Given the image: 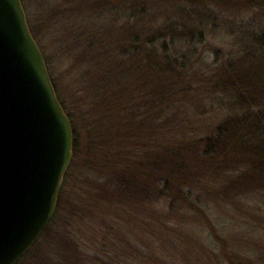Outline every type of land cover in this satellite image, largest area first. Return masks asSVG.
Here are the masks:
<instances>
[{"label": "trees", "instance_id": "1", "mask_svg": "<svg viewBox=\"0 0 264 264\" xmlns=\"http://www.w3.org/2000/svg\"><path fill=\"white\" fill-rule=\"evenodd\" d=\"M73 6L90 32L78 63L98 70L91 76L81 69V78L89 91L105 89L90 108L97 117L82 123V112L72 116L58 93L45 58L73 128V161L54 216L17 264L30 258L131 264L116 250V238L125 236L137 237V264L172 256L170 241L155 249L137 233L138 206L148 215L199 213L205 224L213 223L216 207L247 206L264 228V200L249 198H264V0H74ZM75 120L84 133L79 139ZM89 172L98 175L88 186L82 182Z\"/></svg>", "mask_w": 264, "mask_h": 264}, {"label": "water", "instance_id": "2", "mask_svg": "<svg viewBox=\"0 0 264 264\" xmlns=\"http://www.w3.org/2000/svg\"><path fill=\"white\" fill-rule=\"evenodd\" d=\"M72 158L73 128L21 0H0V264L40 238Z\"/></svg>", "mask_w": 264, "mask_h": 264}, {"label": "rangeland", "instance_id": "3", "mask_svg": "<svg viewBox=\"0 0 264 264\" xmlns=\"http://www.w3.org/2000/svg\"><path fill=\"white\" fill-rule=\"evenodd\" d=\"M23 4L29 30H31L30 32L40 51L44 54V59L46 58L47 63L50 64L51 78L57 91L63 101L69 105V108L75 110L72 111V116L82 112V123L96 118L97 113L95 112L92 116L93 113L90 108L97 106L98 99L103 94L105 87L101 86L96 92L89 91L87 88L89 82L86 84V81L81 78L84 72L85 75L93 76L97 74L98 70H92V66L86 64L87 62L83 64L84 66L78 63V59L81 58L84 51L87 52L86 47L87 43L90 42V32L88 28L86 29V21H80L79 9H75L73 6L74 0H23ZM79 5L84 7L81 1L77 3V6ZM245 17L251 18L252 14L248 13ZM219 46L228 47L223 42ZM81 69L84 72L80 74ZM77 104L81 111L75 109ZM74 128L76 137L82 138L84 133L81 126L77 124V120L74 121ZM97 175L95 172H89L82 183L89 186L95 181ZM100 183L106 185L107 180L102 178ZM249 198L257 202L260 199L264 200L260 194L249 195ZM216 208L213 211V213L215 212L213 223L205 224L201 219L203 216L199 213L185 215L175 212L174 216L172 213L148 215L150 212H147L149 210L147 207H135L133 210L136 213L134 222L137 226V233L146 236L140 235L142 238H147L148 241L146 242H150L155 249L165 247L170 241V247H173L168 253L176 258L162 256L161 259L149 260L148 263L218 264L217 261L221 260L223 264H250V262L264 264V228L258 227V222L261 220L254 219L256 217L255 211H248L247 206L240 209L234 207L225 209L224 206ZM122 209L123 204L121 205V212ZM215 217H218V221ZM155 223L161 229L158 233L157 231L153 232V227L150 225ZM116 240L119 241L116 250L120 253V257H123V260L130 257L132 259L131 264H137L139 249L137 237L127 238L125 236L121 240L117 237ZM157 252L158 250L155 254ZM161 254L165 255L164 249ZM260 257L263 259L258 263ZM33 263L34 259L30 258L23 264Z\"/></svg>", "mask_w": 264, "mask_h": 264}]
</instances>
